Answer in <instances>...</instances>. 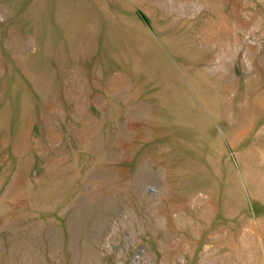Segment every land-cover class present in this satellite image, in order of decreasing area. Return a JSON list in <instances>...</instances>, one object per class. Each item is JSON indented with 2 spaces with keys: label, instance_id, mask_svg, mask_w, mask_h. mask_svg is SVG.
I'll return each mask as SVG.
<instances>
[{
  "label": "rangeland",
  "instance_id": "obj_1",
  "mask_svg": "<svg viewBox=\"0 0 264 264\" xmlns=\"http://www.w3.org/2000/svg\"><path fill=\"white\" fill-rule=\"evenodd\" d=\"M0 264H264V0H0Z\"/></svg>",
  "mask_w": 264,
  "mask_h": 264
},
{
  "label": "crops",
  "instance_id": "obj_2",
  "mask_svg": "<svg viewBox=\"0 0 264 264\" xmlns=\"http://www.w3.org/2000/svg\"><path fill=\"white\" fill-rule=\"evenodd\" d=\"M136 16L141 21L144 20V16H142L141 14L140 15L137 14ZM164 73L166 74L165 78L170 79L168 80V82H170L171 85L174 87L173 89L175 90L176 94L180 97L182 101H187L188 99H192L194 97L196 100L195 102L198 103V105L199 103H201L199 91L194 86L191 85L190 80L188 79V76L185 75L183 71L173 70L169 72L170 75L167 71H164Z\"/></svg>",
  "mask_w": 264,
  "mask_h": 264
}]
</instances>
